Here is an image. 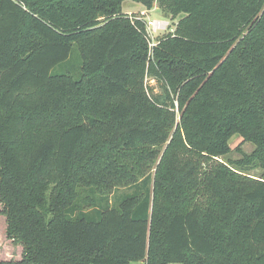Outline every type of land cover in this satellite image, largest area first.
I'll list each match as a JSON object with an SVG mask.
<instances>
[{
    "label": "trees",
    "instance_id": "16d2710c",
    "mask_svg": "<svg viewBox=\"0 0 264 264\" xmlns=\"http://www.w3.org/2000/svg\"><path fill=\"white\" fill-rule=\"evenodd\" d=\"M123 1L0 0V264H264V0Z\"/></svg>",
    "mask_w": 264,
    "mask_h": 264
},
{
    "label": "rangeland",
    "instance_id": "374dc122",
    "mask_svg": "<svg viewBox=\"0 0 264 264\" xmlns=\"http://www.w3.org/2000/svg\"><path fill=\"white\" fill-rule=\"evenodd\" d=\"M121 6L122 11H124L125 13L128 12L137 14L142 8L139 3L132 0H124L121 3ZM145 18L161 21L165 26L163 30H159V32H157L154 42L164 33L171 32L178 20L177 17L171 18L170 15L164 14L155 4L153 5L152 9L146 13ZM148 82L150 85H153L154 91L159 90L156 82H154L153 80ZM229 145L230 152L223 158L225 161L240 160L241 158H243V155L250 156L252 158V154L255 153L256 150V146L253 143L243 141L238 134L232 135V137L229 139ZM238 172L254 178L264 177V168L260 165L256 158L252 161L249 167L238 168ZM5 227V216L0 213V260L19 259L21 257L22 248L20 245L14 244L10 239L6 237Z\"/></svg>",
    "mask_w": 264,
    "mask_h": 264
},
{
    "label": "built area",
    "instance_id": "2783aa9c",
    "mask_svg": "<svg viewBox=\"0 0 264 264\" xmlns=\"http://www.w3.org/2000/svg\"><path fill=\"white\" fill-rule=\"evenodd\" d=\"M146 11H140V14H144ZM145 32L149 41V47L151 48L153 45H155L154 39L157 35V32L159 30H163L165 26L162 24L161 21L145 18Z\"/></svg>",
    "mask_w": 264,
    "mask_h": 264
},
{
    "label": "crops",
    "instance_id": "0c3cea01",
    "mask_svg": "<svg viewBox=\"0 0 264 264\" xmlns=\"http://www.w3.org/2000/svg\"><path fill=\"white\" fill-rule=\"evenodd\" d=\"M142 8L139 11H145L144 7L141 6ZM138 263H143V261H134L130 262L129 264H138ZM169 264H181V263H169Z\"/></svg>",
    "mask_w": 264,
    "mask_h": 264
}]
</instances>
